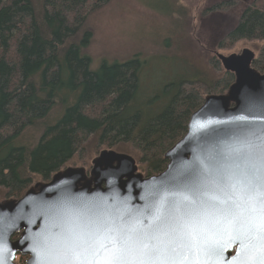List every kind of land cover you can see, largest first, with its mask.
Returning a JSON list of instances; mask_svg holds the SVG:
<instances>
[{"label":"trees","instance_id":"16d2710c","mask_svg":"<svg viewBox=\"0 0 264 264\" xmlns=\"http://www.w3.org/2000/svg\"><path fill=\"white\" fill-rule=\"evenodd\" d=\"M109 1L0 0L1 199L21 197L69 163L89 169L102 149L132 156L145 176L158 174L167 163L164 153L185 134L204 97L224 93L233 82L213 54L199 77L166 86L172 95L152 115L149 100L138 98L143 67L136 60L102 62L94 70L85 54L92 37L86 20ZM215 1L202 16L214 29L216 51L245 41L256 47L252 66L263 71L264 0L240 3L238 18L240 0ZM225 12L231 16L222 21ZM36 127L42 132L31 149L23 135ZM24 260L17 254L14 263Z\"/></svg>","mask_w":264,"mask_h":264},{"label":"water","instance_id":"95a60500","mask_svg":"<svg viewBox=\"0 0 264 264\" xmlns=\"http://www.w3.org/2000/svg\"><path fill=\"white\" fill-rule=\"evenodd\" d=\"M214 56L234 80L224 93L204 97L185 134L164 153V170L145 176L132 156L102 149L89 169L67 166L48 181L35 182L21 197L1 199L0 264H15L17 254L25 256L24 264H52L54 244L71 230L96 231L98 243L105 244L120 231H151L157 209L163 204L167 215L171 194L181 192L202 164L245 140L258 144L256 137L264 133V71L252 66L256 54L245 47ZM232 227L218 215L198 218L196 230L217 241L211 255L202 257L204 264H258L261 253L242 249L231 238Z\"/></svg>","mask_w":264,"mask_h":264},{"label":"snow or ice","instance_id":"6c2138e0","mask_svg":"<svg viewBox=\"0 0 264 264\" xmlns=\"http://www.w3.org/2000/svg\"><path fill=\"white\" fill-rule=\"evenodd\" d=\"M256 139L258 144L245 140L202 164L181 192L171 194L168 214L163 204L157 209L151 231H120L105 244L98 243L96 231L71 230L54 244L52 264H204L202 257L211 255L217 241L197 231L196 222L209 215L232 225L231 238L242 249L259 251L258 264H264V133Z\"/></svg>","mask_w":264,"mask_h":264},{"label":"rangeland","instance_id":"374dc122","mask_svg":"<svg viewBox=\"0 0 264 264\" xmlns=\"http://www.w3.org/2000/svg\"><path fill=\"white\" fill-rule=\"evenodd\" d=\"M240 1L235 18L240 15V3L248 4L252 0ZM215 2L110 0L90 13L86 20L92 37L84 49L85 54L94 70L102 62L112 65L136 60L143 67L138 98L149 100L151 114H158L172 95V91H164L166 86L174 87L176 82L197 78L201 72L208 70V59L216 51L214 29L206 26L208 16L203 17L202 14ZM229 16L225 12L220 18L223 21ZM245 47L256 54V47L245 41H239L232 49L220 53L239 52ZM262 64L259 62V65ZM59 117L60 114H57L48 123L53 124ZM41 132V127L28 129L23 135V144L34 148ZM68 165L74 166L71 163Z\"/></svg>","mask_w":264,"mask_h":264},{"label":"flooded vegetation","instance_id":"af4514ba","mask_svg":"<svg viewBox=\"0 0 264 264\" xmlns=\"http://www.w3.org/2000/svg\"><path fill=\"white\" fill-rule=\"evenodd\" d=\"M244 1H246V0H244ZM247 1H248V0H247ZM214 52H215V51H214ZM214 52H213V53H214ZM254 52H255V51H254ZM263 71H264V70H263ZM260 72H262V71H260Z\"/></svg>","mask_w":264,"mask_h":264}]
</instances>
